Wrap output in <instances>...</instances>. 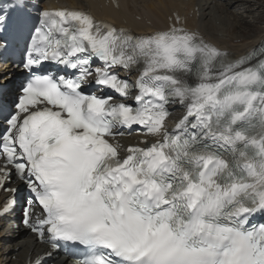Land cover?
<instances>
[{
  "label": "snow or ice",
  "instance_id": "6c2138e0",
  "mask_svg": "<svg viewBox=\"0 0 264 264\" xmlns=\"http://www.w3.org/2000/svg\"><path fill=\"white\" fill-rule=\"evenodd\" d=\"M27 7L0 8V33ZM175 20L137 36L86 11L38 9L29 29V78L0 111V187L22 181L24 225L53 250L82 246L78 264H264V59L233 60ZM170 106L185 109L171 131ZM124 129L154 142L122 156Z\"/></svg>",
  "mask_w": 264,
  "mask_h": 264
},
{
  "label": "bare ground",
  "instance_id": "6f19581e",
  "mask_svg": "<svg viewBox=\"0 0 264 264\" xmlns=\"http://www.w3.org/2000/svg\"><path fill=\"white\" fill-rule=\"evenodd\" d=\"M68 2L74 6L80 4L77 0ZM86 2L100 17H108L116 23L126 20L127 25L143 33L151 29L145 25V21H149L153 26L163 25L171 11L178 10L188 17L187 26L191 31L207 43L227 52L231 59L263 56L264 0H190L188 3H174L168 0H120V9L117 12L112 9L96 10L91 0ZM190 11L192 12L189 13ZM182 113L183 110H174L173 116L178 118ZM18 220L19 215L16 213L12 221ZM11 235L10 229L0 233V264H22L23 262H12V256L23 260L31 249L30 241H18V238L23 236L22 233L16 238ZM33 250L39 251L36 247Z\"/></svg>",
  "mask_w": 264,
  "mask_h": 264
}]
</instances>
